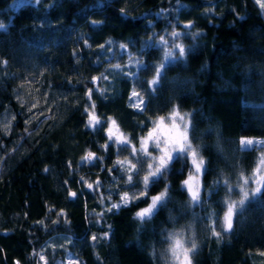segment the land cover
Segmentation results:
<instances>
[{"label":"trees","instance_id":"16d2710c","mask_svg":"<svg viewBox=\"0 0 264 264\" xmlns=\"http://www.w3.org/2000/svg\"><path fill=\"white\" fill-rule=\"evenodd\" d=\"M175 111L197 203L187 156L144 181L139 144ZM262 154L260 0H0V264H175L177 236L191 264H264Z\"/></svg>","mask_w":264,"mask_h":264},{"label":"rangeland","instance_id":"374dc122","mask_svg":"<svg viewBox=\"0 0 264 264\" xmlns=\"http://www.w3.org/2000/svg\"><path fill=\"white\" fill-rule=\"evenodd\" d=\"M260 1L264 3V0ZM175 38L176 36H171L168 40H164V45L168 47L170 44L168 49L172 51H174V49L182 50L183 47L175 41ZM189 123V114L178 111L172 112L169 117L160 120L154 126L143 138L138 149L143 154H147L150 161L149 171L144 180L146 185H148L152 179L163 176L174 158L178 156H187L189 171L182 181V185L189 194L192 202L197 203L200 196L203 162L198 155L188 147L187 138ZM108 136L110 140L116 143H127V140L113 123L108 127ZM256 140L259 139L255 137H245L242 139V142L245 144H252L256 142ZM252 180L253 194L251 196L259 192L264 180V154L260 156L258 167L252 176ZM247 196H249V192L246 193L245 198H247ZM161 198L162 196L154 197L149 206L141 209L137 213V216L144 218L150 215ZM245 198L243 202L246 200ZM233 213V206L228 208L225 212L224 225L227 230L231 227ZM170 252L173 255L172 260L175 264H191L188 250L185 249V245L179 236L174 238ZM38 255L43 259L41 253ZM57 264H80V262L72 255H68Z\"/></svg>","mask_w":264,"mask_h":264},{"label":"water","instance_id":"95a60500","mask_svg":"<svg viewBox=\"0 0 264 264\" xmlns=\"http://www.w3.org/2000/svg\"><path fill=\"white\" fill-rule=\"evenodd\" d=\"M104 1H106V2H108V3H111L113 0H104Z\"/></svg>","mask_w":264,"mask_h":264}]
</instances>
